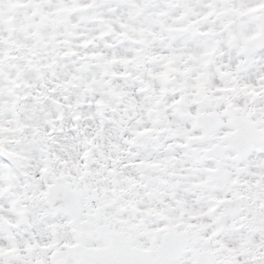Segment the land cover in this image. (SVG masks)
<instances>
[{
    "label": "snow or ice",
    "instance_id": "1",
    "mask_svg": "<svg viewBox=\"0 0 264 264\" xmlns=\"http://www.w3.org/2000/svg\"><path fill=\"white\" fill-rule=\"evenodd\" d=\"M0 264H264V0H0Z\"/></svg>",
    "mask_w": 264,
    "mask_h": 264
}]
</instances>
